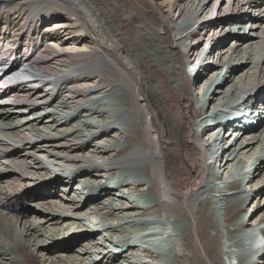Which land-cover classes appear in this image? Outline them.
Wrapping results in <instances>:
<instances>
[{"label": "bare ground", "instance_id": "6f19581e", "mask_svg": "<svg viewBox=\"0 0 264 264\" xmlns=\"http://www.w3.org/2000/svg\"><path fill=\"white\" fill-rule=\"evenodd\" d=\"M213 1L0 0V60L14 59L0 75L12 78L0 83V264H151L115 249L154 219L164 232L165 220L174 222L177 264L234 263L229 248L240 251L241 237L231 236L251 195L259 201L238 233L264 222V0H229L225 13L226 0ZM48 19L60 24L44 28ZM197 26L227 66L212 89L217 65L199 67L195 80L184 72ZM197 84L211 108H246L223 135L225 144L231 138L225 173L253 151L242 192L260 183L243 199L222 191L230 245L203 197L210 143L195 132ZM125 186L138 193L133 201Z\"/></svg>", "mask_w": 264, "mask_h": 264}, {"label": "rangeland", "instance_id": "374dc122", "mask_svg": "<svg viewBox=\"0 0 264 264\" xmlns=\"http://www.w3.org/2000/svg\"><path fill=\"white\" fill-rule=\"evenodd\" d=\"M215 3V0L213 1V4ZM212 4V5H213ZM179 6H180V4L179 5H176L175 7H174V9H175V11H179ZM217 6H218V3H217ZM216 6V7H217ZM229 6H230V3H229V0H226V3L224 4V6H223V10H221V12H223V13H225V12H228L229 11ZM16 9H15V7H13V9L12 10H10L9 12L11 13V14H13V12L15 11ZM248 10V9H247ZM258 12V11H257ZM3 14H7V12H4ZM63 19H64V17H60L58 20H57V22H61V21H63ZM48 22H45V24H44V28H47L48 26H58L60 23H55V21L56 20H52V19H48L47 20ZM198 25V24H197ZM251 27V26H250ZM250 27H248V32L250 31ZM230 41H231V39H230ZM230 45L232 44V42H230L229 43ZM53 46H55V45H53ZM222 59H224V58H222ZM221 60V59H220ZM49 87H50V85H49ZM197 90V89H196ZM36 98V97H35ZM59 101H57V103H58ZM57 103H55V105L57 104ZM72 105V104H71ZM54 106V105H53ZM263 107V105L261 106V108ZM263 109V108H262ZM63 111H66V108H64V109H62ZM97 119V118H96ZM70 126V125H69ZM44 127V126H43ZM51 127H49V129H50ZM51 130V129H50ZM49 134H55V133H58V131H53V132H51V131H49L48 132ZM231 140V138H229V140L228 141H230ZM260 141H259V143L257 144V148H259L260 147ZM251 153H253V151H251V152H248V154H247V156H246V154H244L243 156H242V158H243V161H245V156L246 157H249L248 155L249 154H251ZM261 154V153H260ZM44 156V155H43ZM45 157V158H44ZM43 157V160L46 162L47 161V159H46V156H44ZM259 157H260V155H259ZM255 159V158H254ZM247 160V159H246ZM251 161H253V158H252V160ZM256 161V160H255ZM32 164H33V161L31 162ZM54 167V166H53ZM99 178V177H98ZM260 181V180H259ZM259 181H255V182H253V183H248L247 184V186H249L247 189L249 190V189H251L250 188V186H252V188H256L257 187V184L258 183H260ZM76 184L78 185V182H76ZM74 185L75 186V190L79 187V186H77V185ZM84 186V185H83ZM126 188H123L122 189V191H124V196L126 195V198L128 199V200H130V201H133L134 200V198H136V196L138 195V193L137 192H135L134 194L131 192V191H129V186L127 187V186H125ZM121 190V189H120ZM253 190V189H252ZM146 191V190H145ZM113 192H116V190H113ZM129 192V193H128ZM116 193H118V192H116ZM262 194V193H261ZM261 194H259L260 196H261ZM119 194H115L114 195V197H115V199H118V200H116V202L117 203H119V204H122V201H120L119 199ZM150 197H152L151 195H146V196H144L143 197V199H145V200H147L148 202L152 199V198H150ZM251 198L252 199H250L249 200V202L247 203V206L249 205V207H247L246 208V211L247 212H245V215L246 214H252L251 212L253 211L252 210V208L254 207V204H256V203H258V201H259V199H256L255 197L253 198L252 196H251ZM254 199V201L252 202V200ZM57 201H59V200H57ZM262 202H264V197H263V199H262ZM147 217H149V216H146L144 219H142L143 221H142V223H144V220L145 219H147ZM150 218V217H149ZM148 218V219H149ZM151 221H155V219L154 220H149L147 223H146V226H142L140 229H136L137 231L136 232H141V231H145V232H149V235L147 236L149 239H155V241H157L156 239L158 238V237H160L161 236V232L159 231V229H162V225H161V223H158V222H156L155 224H152L151 223ZM118 221H116L115 223H117ZM92 223V222H91ZM137 223H141V222H137ZM128 226V225H127ZM130 226V225H129ZM128 226V228H130ZM161 226V227H160ZM155 231H156V233H155ZM105 233H108V234H105V235H107V237L108 238H113V239H115L117 236L119 237V233L118 232H116V231H109V230H107V231H105ZM98 234H102L101 232H99L98 231ZM132 234V233H131ZM172 247V244L171 243H169L168 244V246H167V248H168V251L169 252H171L169 249ZM77 249V251H80V248L79 247H77L76 248ZM169 256H172L171 255V253H168V254H166V256H164L163 258H164V260H163V262H165V263H167L168 261L171 263V264H174V263H176L174 260H175V258H170ZM146 257H148V256H146ZM43 258H41V260H42ZM123 260H125L124 258H122ZM172 259V260H171ZM126 261V260H125ZM125 264H129L128 262L127 263H125ZM177 264V263H176ZM203 264V263H202Z\"/></svg>", "mask_w": 264, "mask_h": 264}]
</instances>
